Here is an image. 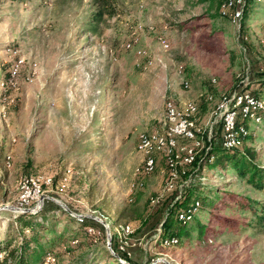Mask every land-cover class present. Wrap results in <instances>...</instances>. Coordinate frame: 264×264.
<instances>
[{
	"label": "rangeland",
	"instance_id": "obj_1",
	"mask_svg": "<svg viewBox=\"0 0 264 264\" xmlns=\"http://www.w3.org/2000/svg\"><path fill=\"white\" fill-rule=\"evenodd\" d=\"M109 1L0 0V242L20 239L19 214L44 203L67 212L57 200L71 212L54 215L47 264H105L112 236L124 264H264L254 204L264 191L202 161L221 143L264 171V0ZM242 93L254 106L246 116L234 107L243 131L228 145L222 116ZM168 102L195 105L192 137L154 152L147 171L139 136L164 132ZM22 179L45 197L41 206L23 207ZM187 186L203 229L162 242L163 219Z\"/></svg>",
	"mask_w": 264,
	"mask_h": 264
},
{
	"label": "trees",
	"instance_id": "obj_2",
	"mask_svg": "<svg viewBox=\"0 0 264 264\" xmlns=\"http://www.w3.org/2000/svg\"><path fill=\"white\" fill-rule=\"evenodd\" d=\"M98 1L106 7L110 4L109 0ZM262 113L263 112L258 115L262 116ZM238 119L241 118L237 117V123L241 125L242 122H240ZM220 139L221 137L219 138V142L221 141ZM211 159L226 169L234 170L252 187L256 188L257 190L264 191V171H262L260 167H256V165L247 158V155L242 153V151H240L238 148H223L221 143H217V145L215 144L214 146L211 144L207 152L204 153L202 161ZM198 200L199 199L195 195L192 186L184 187L173 207L166 213L163 219V223L159 232V237L162 242L166 240H163L165 237L172 239L173 237H177L179 235L188 234V230H190L191 226L194 229L200 231L203 229V225L197 221V218H194V213L190 212L189 210V205ZM235 203L240 204L241 206H247L243 201L235 200ZM254 204L258 207L261 214L264 215V204L258 202H254ZM51 206H53V204L50 205L49 203H44L42 208L37 213L32 214L25 212L19 214L16 217V220L21 226V236L19 235L17 237L20 239L16 240V243L11 239H6L5 241L0 242V264H47L45 261L49 260L52 255L54 256V253H52L50 249H52L55 241L57 240H55V237L52 235L54 231V225L56 224L54 215L55 213L67 215V212L57 207V205H54L53 207ZM257 207L256 210H258ZM249 208L254 210L253 204H250ZM256 210L254 213H257ZM187 212H189V214ZM181 213H184L183 215H189V219L186 221L179 220L178 216ZM37 215H39L41 219L39 224L32 222L33 218ZM70 218L77 222L76 218L72 216H70ZM48 219L51 220L50 227L45 226L44 223ZM229 220L231 219L223 217L220 219L219 223L226 224ZM189 222H193L194 225L193 223L190 226L189 224L187 225L186 223ZM77 224H79V227L84 230H86L88 227L94 226L91 219L89 218H84L83 222H77ZM29 229H32L33 233L27 237ZM41 231L46 232V234L41 235ZM47 234L52 235L50 240H47ZM85 234L89 237L91 236L87 234L86 231ZM113 238L114 237L112 236V242L114 243ZM113 243L112 249L114 254L111 255L106 251L108 262L105 264H124L125 261L123 260L128 261L127 255L117 250Z\"/></svg>",
	"mask_w": 264,
	"mask_h": 264
},
{
	"label": "bare ground",
	"instance_id": "obj_3",
	"mask_svg": "<svg viewBox=\"0 0 264 264\" xmlns=\"http://www.w3.org/2000/svg\"><path fill=\"white\" fill-rule=\"evenodd\" d=\"M241 3V0H228L224 3L223 7H232L235 5H240ZM235 14L236 16L239 15L238 12H236ZM244 96L245 100L242 102L241 99ZM234 100L235 101H233L234 103L232 104V107H228L226 111L224 110V116H222V129L224 131V139L228 145H233V143L239 139L240 132L243 131L241 126H238L236 124V111H234V107H241L240 113H242V116H246V114L250 112L249 108L254 106L253 98L247 93L240 94ZM172 106L173 105L170 102L166 103L165 105L166 124L172 122ZM195 111L196 107L191 103H188L185 109L182 111L177 110L175 107H173V115L175 118H179V126H170L167 128L165 127L162 134L143 133L139 136L137 148L145 155V169L147 171H151L154 167V160L152 158L154 152H162L167 146H172L176 137H192V132L189 129V120L191 115ZM191 160L192 157H190L188 161ZM26 182V179H22L19 183L21 184L20 188L26 191V193L23 194V200H28L29 194L39 193L35 189L29 188V186L25 185Z\"/></svg>",
	"mask_w": 264,
	"mask_h": 264
},
{
	"label": "built area",
	"instance_id": "obj_4",
	"mask_svg": "<svg viewBox=\"0 0 264 264\" xmlns=\"http://www.w3.org/2000/svg\"><path fill=\"white\" fill-rule=\"evenodd\" d=\"M241 2H242V0H241ZM242 100V102L245 100V96L241 99ZM173 107L174 106H172V111H171V113H172V122L171 123H167L165 126H166V128L167 127H170V126H179V118H175L174 117V115H173ZM185 164H187V163H185ZM173 173H175V172H172V173H170V174H173ZM42 196H41V194H39V193H32V194H29L28 195V202H25L24 204H23V207H27V206H30V204L31 203H33V202H35V205L33 206V207H35V206H41V203H40V201H41V198ZM82 218H83V220H84V218H86V215H80Z\"/></svg>",
	"mask_w": 264,
	"mask_h": 264
},
{
	"label": "water",
	"instance_id": "obj_5",
	"mask_svg": "<svg viewBox=\"0 0 264 264\" xmlns=\"http://www.w3.org/2000/svg\"><path fill=\"white\" fill-rule=\"evenodd\" d=\"M45 197L43 196L42 198H41V201H40V203L41 204H43L42 203V200L44 199ZM52 199V198H51ZM54 200V199H53ZM54 202H56L58 205H60V206H62L68 213H70L71 211L65 206V204H63L62 202H60V201H57V200H54ZM6 207V206H5ZM1 208H3V207H0V209ZM12 208V207H11ZM26 210H28V209H26ZM98 221H100L101 223H103V224H105L104 222H102L101 220H99L98 218H96ZM106 225V224H105ZM107 226V225H106ZM106 229H107V227H106ZM107 233H109L108 232V230H107ZM109 236V235H108ZM109 241V240H108ZM108 244V247L110 246V243H107ZM114 254V253H113Z\"/></svg>",
	"mask_w": 264,
	"mask_h": 264
}]
</instances>
